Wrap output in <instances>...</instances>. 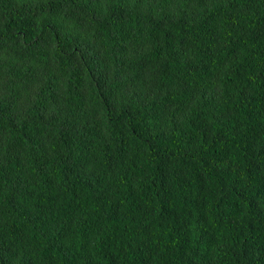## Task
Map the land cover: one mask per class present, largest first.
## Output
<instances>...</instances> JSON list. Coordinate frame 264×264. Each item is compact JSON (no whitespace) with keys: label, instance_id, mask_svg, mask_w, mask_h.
<instances>
[{"label":"trees","instance_id":"trees-1","mask_svg":"<svg viewBox=\"0 0 264 264\" xmlns=\"http://www.w3.org/2000/svg\"><path fill=\"white\" fill-rule=\"evenodd\" d=\"M0 264H264V0H0Z\"/></svg>","mask_w":264,"mask_h":264}]
</instances>
